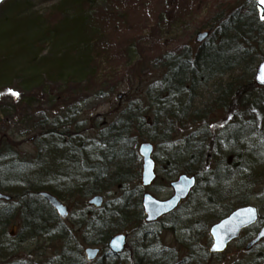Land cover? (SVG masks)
<instances>
[{
    "label": "rangeland",
    "instance_id": "rangeland-1",
    "mask_svg": "<svg viewBox=\"0 0 264 264\" xmlns=\"http://www.w3.org/2000/svg\"><path fill=\"white\" fill-rule=\"evenodd\" d=\"M236 1L238 0H9L7 4L0 6V144H8L16 155L17 172L21 174L31 168L32 172L26 175L32 178L39 176L41 170L51 168L50 176L54 178L56 173L63 172V162L64 165L68 162L64 156L70 155L59 142L64 139L63 136L71 134L78 142L86 140L97 149L99 126L109 124L119 114V110L127 107L135 97L140 98L136 101H140L142 107L151 108L145 111V118L150 119L151 125L142 126L138 133L141 138L137 140L135 148L138 151L137 146L143 141L155 144L156 147L155 136L160 134L165 124V120L160 118L158 128H152L153 111L157 108L152 107V98L157 97L161 90L159 80L163 73L160 58L172 45L175 48L182 41H188L193 32L188 23L172 26L168 32L165 25L170 22L172 14L177 15L180 10L183 14H189L198 8L202 15L200 18H205L212 16L218 7H228ZM255 1L264 7L260 0ZM257 12L261 15V8ZM74 18L81 20L79 22L84 27V37L75 35L65 27L72 24ZM132 36H137V40L129 50L128 44L132 41ZM84 39L100 43L98 51L86 52ZM192 44L198 46L194 36ZM99 53L103 54L104 59L101 70L96 72L97 82L100 84L106 79L117 78V91L113 96L108 97L102 90H96V85L87 88L92 84H85L87 73H92L90 58L98 57ZM95 71L94 69L93 72ZM248 77L249 72L246 73L240 67L197 87V96L190 107L201 110L207 104L212 103L213 107L227 85H234L243 79L241 93L231 99L235 101L234 109L228 116L226 113L222 117L221 125L214 128V131H218L215 132L216 148L212 154V162L209 166L207 164L210 170L205 166V170H200L199 173L196 171L197 189L176 213L157 224H143L141 228L142 232L159 234L165 250H176L180 258L191 260L195 256L192 264L263 263L264 241L252 250L245 251L246 244L258 232L255 228L245 233L248 239L235 242L224 255L212 258L210 254L205 255L203 252L211 245L208 230L212 223L228 214L233 206L245 204L257 207L260 216L264 218V88L248 84ZM120 95L123 98L119 100ZM163 98L162 101L159 100L161 106L168 107L171 104L176 107L182 102L185 105L188 96L184 94L180 97ZM210 121H213V114ZM235 128L242 129L244 134L246 131L253 134L240 140L233 137L226 140V136ZM175 138L179 140L181 136L175 134ZM56 139L59 141L53 143ZM259 152L260 156H256ZM160 156L161 149L156 147L154 158L158 175L156 181L143 191L149 192L156 200H167L172 195L169 183L176 180L182 172L169 176L166 169L162 168L163 158ZM253 159H260L258 164L263 165L258 167L257 164L250 163L246 167L245 163ZM141 164L142 161L139 160V169ZM117 165L123 168L125 163ZM70 166L69 162L66 167ZM217 166L219 170L226 171L228 168L227 171L232 175L221 184L215 181L212 172H215ZM5 168L0 167V173L4 171L3 176H6L3 184L12 186V175ZM107 170L112 173L114 166ZM141 173L142 169L138 173L134 171V182L127 189L141 191ZM22 179L16 181L19 186L14 188L2 186V192L13 196L24 192L21 189L26 186ZM67 181L58 182L62 186L59 190H56L55 183L44 181V188L41 190L50 191L60 198L69 209L70 220L62 222V227L56 225L53 235H41L16 249L18 240L13 237L22 230V221L17 216L1 233V240L8 244H0V264H5V260L10 257H14L13 261L17 264H29L23 261L24 258H31L35 264H54L50 262L51 259L56 261L63 249L81 250L83 254L86 247L99 248L87 243L81 218L84 214L96 215L100 210L88 206L89 197L82 194L74 197L64 192L65 187L71 185ZM51 185L54 187L52 190ZM121 191L113 187L104 193L106 202L112 203L121 195ZM2 207L4 204L0 203V208ZM136 212L137 210L130 208L128 218H132ZM61 231L73 232L77 239L66 244V238L59 237ZM136 238L139 235H129L128 246L131 250L123 256L122 264H129L132 260L131 252L136 249ZM11 253L13 256H10ZM100 255H103L102 248ZM58 262L61 264V260Z\"/></svg>",
    "mask_w": 264,
    "mask_h": 264
},
{
    "label": "trees",
    "instance_id": "trees-1",
    "mask_svg": "<svg viewBox=\"0 0 264 264\" xmlns=\"http://www.w3.org/2000/svg\"><path fill=\"white\" fill-rule=\"evenodd\" d=\"M249 1L253 3L251 4ZM249 1L247 2L245 0L242 2L238 0L228 7H218L215 12H213L212 16H207L205 18H200L202 16L201 11H199L198 8L195 9L196 6L193 7L195 10H192L189 14H183L181 10L177 15L172 14L170 22L165 25L167 32L170 31L172 26L187 23L191 26L193 32L188 41H182L181 43L176 42L179 44L175 48V45L169 47L168 51L160 58L163 73L159 82L160 91L163 93H160L159 91V94L157 95L158 98H152L153 96L150 93V97L152 98L154 104L152 107H154L155 104L158 106L160 105L159 100L163 99L165 93L172 96H180V94L182 95L184 92L187 93V91L193 92L192 89H195V87L202 82L205 83L208 80L216 78V76H222L227 72L235 71L240 67H243L246 73L249 72V80L247 83H250L251 86L254 85L253 74L259 61L264 58V22L260 19L259 12H257L258 1ZM79 21L81 22L80 19L74 18V22L72 24H67L65 27L75 35L84 37V27ZM203 30H208L210 32V38L204 41L203 44L195 46L192 44L193 36L198 32H203ZM131 40L132 41L128 44L129 50L130 47L132 48L135 44L137 36H132ZM84 42L86 52H95L100 44L96 43L94 40H90L88 42L84 39L83 43ZM102 53L104 54L103 50ZM102 53H99V56L96 58H90L91 61L89 64L92 73H87L85 84H92L90 86L88 85L87 88L96 85V90H102V92L109 97L116 93L118 86L116 83L118 81L117 78H115V80L114 78H111L102 81L100 84L97 82L98 74H96V72L97 70H101L103 64L102 59H104L102 58ZM128 53L129 51L127 54ZM105 62L109 63L108 60ZM94 69L96 70L95 72H93ZM242 80L243 79L236 82L234 85H227V87L224 88L222 95L217 99V104L212 107L210 114H213L214 127H217L221 123V119L226 113H228V116L232 112V108L234 109L235 101L231 99L236 98V95L241 93V86L243 85ZM228 99H230V101ZM136 100H140V98L135 97L132 101H130L127 107L120 109L119 114L116 115V118H114L109 124L99 126V140L97 149H94L96 150L95 152H90L87 148L90 142L88 143L86 140L82 142L79 141L78 144L74 145L70 144L65 139H62L61 141L58 139L52 141L53 143L59 141L63 148L65 147V149L69 151L70 155L67 157L64 156V158H67V164L70 162L71 165L68 168L66 167L67 164L64 165L63 162V172H54L56 173L54 178L50 176V173L52 172L51 168L41 170L39 172V176L36 175V177L32 178H29L26 175L28 172H32L30 171L32 170L31 168H28L23 173L19 174L17 172L18 160L14 158L16 155L12 153L11 147L3 142L0 144V167L3 168V166H5V169H8L9 174H11L13 178L12 186L5 183L3 184L6 176H3L4 171L1 172L0 190L3 189L4 186L10 188L19 186L18 184L16 185V181L18 179H22V177L29 178L22 179V183L24 180L23 184L26 186L21 189L25 190L24 192L17 194L16 196L11 195L15 205L11 206V204H5V206L0 209V244H8L6 241L1 240V233L17 216L22 221V230L16 237L13 238H17L18 240L17 246L15 247L16 249L32 239L39 238L41 235L48 236L49 224H60V220L52 211L45 212L47 207L40 199L37 198L36 193L38 190L44 188L42 183L44 181L47 183L50 182L51 184L55 183L57 186L56 190H59L62 186H60L58 182L68 180V184L70 183L71 185L65 187L66 189H64V192L70 193L72 189L79 188L84 191L82 194L87 197L102 195L112 190L113 187L122 190L121 195L113 200L112 203L106 202L103 209H101L96 215L84 214L81 218V226L84 228L83 233L86 236L87 243L92 246L97 245L105 252L103 259L99 260L96 264H122L121 260L123 259V256L113 257L106 251L107 242L113 235L118 233H127L128 235H133L135 237L139 235V238H136L138 239L135 245L136 249L131 252L132 260L130 261V264H153L150 262L148 263L146 256L143 257L141 255L144 250L151 246V243L156 245V257H154V264H162L163 261L165 262L164 264H176L179 260H182L183 264L193 263V260L196 259L195 256H193L191 260L182 259L176 250H165L163 244H161L159 234L155 232L141 231V228L143 227L142 225L144 224L142 223L141 213V191H139V189H127V186L134 182V171L136 173L140 171L138 165L140 159L137 155L135 144L137 143V140L141 138L138 136V133L140 132L142 126L151 125L147 123V119L145 118V111L151 110V108L145 106L142 107L140 101L137 102ZM171 106L172 105L164 107V110L167 109L166 111L169 112L168 109H171ZM177 107L178 110H174L177 113L172 114L169 112L167 113L168 115L161 114L159 117H165L168 124L171 123V125H181L183 122V116H179V113L183 111V108L181 105ZM218 111L220 113H218ZM178 116L180 119H177ZM252 134L253 133L249 131H246L244 134L242 129L239 130V128H235L229 135L226 136V140L229 138L231 139L232 137L235 140H240L243 137H251ZM155 139L157 138L155 137ZM214 139H216V134L215 138L214 135H211L208 138H203L202 141L199 142L201 147L199 145L196 147L197 150L195 149L197 153H191L189 155L197 156L203 163L207 162L209 166V153L215 149L216 145L214 143ZM64 140L67 142L64 143ZM132 146H134V148H131ZM156 147H158L157 143ZM94 153L97 155L92 156ZM256 156H260V152ZM8 157L10 158L6 159ZM15 162H17V164ZM122 162L125 163L123 168L117 165ZM250 163L252 165L253 163L257 164L258 167L263 165L258 164L260 163V159H253L252 161L245 163L246 167ZM112 165L114 166V171L109 173V169L107 170V168ZM161 165L167 172L171 163L164 162L163 159ZM85 168L92 171L90 172V176L95 175V172L97 171L100 173L102 172V175H99L100 177L95 180H89L87 173L84 171ZM227 170L218 169L219 184L230 179L232 176L228 172L229 170ZM181 172L187 175H197V172L190 168L184 169ZM40 176L44 178H41ZM52 187L53 186L51 185V190L54 188ZM244 205L245 204H239L237 206H233V209ZM130 208L137 210L132 218H128V211ZM233 209L231 211H233ZM262 221L263 219H261L260 222ZM63 236L67 240L66 244L72 243L75 238L77 239L73 232L61 233V235H59L60 238ZM148 236H153L155 240L150 239ZM129 250L131 249L128 246L126 253ZM163 252L168 253L169 256H165ZM203 252L205 255H208L205 249ZM12 253L10 256H13ZM57 257L60 258L61 264H88L86 259H84L81 250L70 251L63 249L61 255ZM13 258L14 257H10L8 258L9 260H5L6 264H17L16 262L14 263ZM59 258L56 259V261L52 260V258L50 262L58 264V261H60ZM23 261H27L29 264L34 263L31 258H24Z\"/></svg>",
    "mask_w": 264,
    "mask_h": 264
},
{
    "label": "water",
    "instance_id": "water-1",
    "mask_svg": "<svg viewBox=\"0 0 264 264\" xmlns=\"http://www.w3.org/2000/svg\"><path fill=\"white\" fill-rule=\"evenodd\" d=\"M7 0H0V6ZM264 12V11H263ZM264 17V14H263ZM208 33H198L196 35V42L198 44L203 43L208 38ZM264 69V60L259 64L254 75L255 84L258 87H264V82H261L260 75L261 70ZM154 148L150 143H143L139 146V155L143 159V173L141 180L143 187L149 186L155 179V162L152 158ZM196 184V178L194 176L180 175L176 182L171 183V188L174 190L173 196L167 201L155 200L150 194L146 193L142 198V209L145 215L144 222L154 223L159 218L168 216V214L174 212L179 204L188 198L189 194L193 190ZM39 196L44 198L47 203L54 209L58 217L67 219V208L62 205L54 196L49 193L41 192ZM10 201L11 197L0 193V201ZM90 205H94L97 208L103 206V197L96 196L89 201ZM258 212L255 207H244L233 211L228 217L223 218L219 223L212 225L210 228V237L212 239V246L209 249L210 254H223L227 247L235 242L239 238L240 234L245 229L255 225L258 221ZM264 238V225L262 226L255 239L250 242L246 249L254 247L258 242ZM127 236L115 235L111 238L107 244L109 251L114 255H121L126 249ZM85 258L89 261H95L99 254V249L88 248L84 252Z\"/></svg>",
    "mask_w": 264,
    "mask_h": 264
},
{
    "label": "bare ground",
    "instance_id": "bare-ground-1",
    "mask_svg": "<svg viewBox=\"0 0 264 264\" xmlns=\"http://www.w3.org/2000/svg\"><path fill=\"white\" fill-rule=\"evenodd\" d=\"M202 83H204V82H202ZM199 85H197L195 87V89H192L193 92L187 91V93L184 92L182 95L180 94V96H183L184 94H187V96H188V99H186V101H185L186 102L185 105L183 104V102H182V104H180L181 107L183 108V111H181L179 113V116H183V122L181 123V125H171V123L168 124V121L165 119V117H163V116L159 117L161 114L168 115L167 113H169V112L172 114L177 113V112H175L176 110H178L177 106L176 107L171 106V109L169 108L168 109L169 112H168V111H166L167 109L164 110L165 106H161V103L159 106L157 104H155V106L157 108H156V110L153 111L154 121L152 122V125H153L152 128H154V130L156 128H158L157 127L158 126V120L160 118L165 120L164 128L161 130V132L158 136H155L157 138L155 141L158 144L159 149H161V156L160 157L164 159V162H167V163L170 162L171 163V166L168 167L169 169H167V174L169 176H176L178 172H181L184 169H188V168L193 169V170H195V172L197 171L199 173L200 170H205V168H206L205 166H207V162L203 163L200 160V158H198L197 156H195V155L190 156L189 155L191 153H197L196 147H198L200 145L199 142L202 141L203 138H208L211 135H214V138H215V134H216L215 132L218 131V130L214 131V128H215L214 123H213V121H210V115H211L210 111L212 109V103L209 105L207 104L206 106H203V108L201 110H194V109H192V107H190L191 104L194 103L193 100L197 96V93H198L197 87ZM160 93H163V92L160 91ZM164 96L167 99L170 97H174V96L180 97L179 95L178 96L177 95L172 96V95L167 94V93H165ZM163 99H161V101ZM179 102H181V101H179ZM179 116L177 117V119L178 118L180 119ZM219 125H221V124H219ZM175 134L180 135L181 138L179 140H176ZM63 137L65 140H68V142L70 144H73V145L78 144V140H76L75 137H73V135H71V134H65V136H63ZM214 143H215V139H214ZM90 147H93V146H91L89 144L87 146V148L89 149ZM200 147H201V145H200ZM215 148H216V145H215ZM94 149H96V147H93L89 150L96 151ZM214 151H215V149H213L209 153V158H210L209 162H212V157H213L212 154L214 153ZM96 155L97 154L94 153L92 156H96ZM207 170H210V168L208 167ZM84 171L87 173V177L89 178V180H91V179L95 180L102 175V172L100 173L97 171V172H95V175L90 176V172H92V171H89L88 168H85ZM212 172L214 173L213 176L218 177V166L216 167L215 172H214V170ZM189 175L193 176L194 174H189ZM216 177H215V181L219 182V177L218 178H216ZM82 193H84L83 190H80L79 188H75V189H72V191H70V193H67V194L68 195L72 194V195L76 196L77 194H82ZM198 231H200V229ZM149 238L152 240H155V238L153 236H150ZM150 245L151 246H149L146 250H144V252H142L143 250L140 252H142L141 255L143 257L146 256V260L148 263L150 262V263L154 264V257H156V255H155L156 245L154 243H151ZM157 250H158V248H157ZM125 254H126V252H124V255ZM163 254L165 256H169L168 253H166V252H163ZM164 263L165 262L163 261L162 264H164ZM129 264H130V262H129ZM143 264H146V263H143ZM176 264H183L182 260L181 261L179 260V262H177Z\"/></svg>",
    "mask_w": 264,
    "mask_h": 264
},
{
    "label": "snow or ice",
    "instance_id": "snow-or-ice-1",
    "mask_svg": "<svg viewBox=\"0 0 264 264\" xmlns=\"http://www.w3.org/2000/svg\"><path fill=\"white\" fill-rule=\"evenodd\" d=\"M261 3H264V0H260ZM260 80L261 82H264V69L261 70V75H260ZM13 95H17L16 93H12Z\"/></svg>",
    "mask_w": 264,
    "mask_h": 264
}]
</instances>
